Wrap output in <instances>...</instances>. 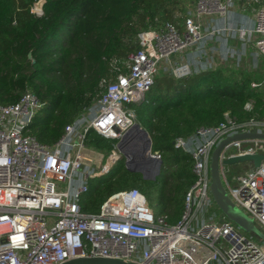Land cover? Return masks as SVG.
Returning a JSON list of instances; mask_svg holds the SVG:
<instances>
[{
  "label": "built area",
  "instance_id": "2783aa9c",
  "mask_svg": "<svg viewBox=\"0 0 264 264\" xmlns=\"http://www.w3.org/2000/svg\"><path fill=\"white\" fill-rule=\"evenodd\" d=\"M236 1L195 0L182 28L166 22L142 31L139 49L127 57V71L115 69V79L107 83L103 95L68 124L53 145L30 134L29 126L42 108L33 92L26 91L17 103L0 105V264H62L75 258L139 264H264V241L257 242L230 221L210 191L215 147L233 134L264 133V119L239 122L225 113L217 126L176 139L175 147L192 156L196 176L176 224L158 215L137 189L110 196L97 214L84 213L80 204L89 180L106 174L125 157L119 142L137 123L133 105L144 99L159 75L179 80L197 73L187 54L208 38L231 30L210 18L226 20ZM255 22L253 29L241 26L238 32L254 35L257 56L264 58V0ZM245 109L250 110L251 104ZM91 130L118 140L105 162L97 149L86 144ZM258 153L264 155V139L230 142L220 155V173L232 202L264 235V160L252 172L243 164L247 169L234 177V184L229 167L222 164L231 157Z\"/></svg>",
  "mask_w": 264,
  "mask_h": 264
},
{
  "label": "trees",
  "instance_id": "16d2710c",
  "mask_svg": "<svg viewBox=\"0 0 264 264\" xmlns=\"http://www.w3.org/2000/svg\"><path fill=\"white\" fill-rule=\"evenodd\" d=\"M38 1L0 0V105L33 92L42 108L30 134L45 145L58 142L65 127L103 95L115 69L127 71V57L139 49L142 31L166 22L182 28L187 11L183 0H46L37 14ZM254 81L259 79L247 71L228 76L218 68L179 80L159 75L133 105L137 123L151 137L152 154L161 159L159 173L144 179L127 168L124 157L89 180L82 211L97 214L110 196L137 189L158 215L176 224L196 176L192 156L174 142L217 126L225 113L239 122L264 119V84L252 86ZM248 103L250 110L245 109ZM117 143L93 130L86 140L107 153Z\"/></svg>",
  "mask_w": 264,
  "mask_h": 264
},
{
  "label": "water",
  "instance_id": "95a60500",
  "mask_svg": "<svg viewBox=\"0 0 264 264\" xmlns=\"http://www.w3.org/2000/svg\"><path fill=\"white\" fill-rule=\"evenodd\" d=\"M46 0H39L34 5V9L37 13L41 14L43 5ZM31 58V54L28 55ZM34 62V61H33ZM246 138L252 139H264V133H237L228 136L221 140L215 147L211 154L210 162V175L211 185L210 191L213 199L221 210V212L232 222H234L240 229L246 233H253L259 239L264 241L263 233L257 228L252 219L245 215L240 209H238L228 196L220 173V155L222 150L230 142L235 140H241ZM133 144L131 149L128 148L129 144ZM131 144V145H132ZM135 147V148H134ZM119 150L125 154L126 165L130 171L140 172L143 174L144 179H153L160 171L161 159L159 156L152 154V140L148 132L143 129L138 123L120 140ZM130 150V152L128 151ZM264 155L258 154H246L231 157L222 161V164L230 167L235 164H246L248 172L257 170L262 161ZM62 264H139L137 262L126 263L122 260L110 259V258H75L68 260Z\"/></svg>",
  "mask_w": 264,
  "mask_h": 264
},
{
  "label": "rangeland",
  "instance_id": "374dc122",
  "mask_svg": "<svg viewBox=\"0 0 264 264\" xmlns=\"http://www.w3.org/2000/svg\"><path fill=\"white\" fill-rule=\"evenodd\" d=\"M194 1L195 0H183L181 4L186 8V10H188L193 7ZM259 1L260 0H246L242 3L239 0L238 3L242 6L245 5V9L252 12L254 11V8L259 7ZM231 36L234 39L237 38L236 36ZM254 48L247 46L245 43L237 44L236 41L232 45H226L224 35H217L215 37L208 38L205 42L199 44L197 48L193 49V56L190 61L189 59L187 61L190 65L191 61L192 64H195L196 72L205 71L209 68H218L228 76L232 74L237 76L239 72L247 71L259 79L258 82L254 81L252 83V86H254L259 83L263 84L262 75L264 73V58L262 56H257ZM201 61H205L206 65L201 66ZM97 152L102 161L105 162L109 153L100 150H97ZM246 169V166L243 164L231 165L228 171L231 183L234 184V177L240 175L242 172L246 171ZM249 235L254 237L257 242H261L255 234L249 233Z\"/></svg>",
  "mask_w": 264,
  "mask_h": 264
},
{
  "label": "crops",
  "instance_id": "0c3cea01",
  "mask_svg": "<svg viewBox=\"0 0 264 264\" xmlns=\"http://www.w3.org/2000/svg\"><path fill=\"white\" fill-rule=\"evenodd\" d=\"M239 0H237L234 4V6L231 8L229 15L227 17L226 20H219L218 17H211L210 21L213 22V24H217L218 26H222L223 23L225 25H227L228 27L231 28L230 31L226 32V34H224V39L226 41V45H232L233 43L237 44H241V43H245L247 44V46H251L252 48H254V38L255 36L253 35L252 37L248 36V35H241V33L238 32V29L242 26V27H247L249 29H253L255 27V13L257 11V9L259 8H254V11H249L246 8V6H242L238 3ZM242 6V7H241ZM260 6V5H259ZM209 20V19H208ZM236 28V29H235ZM237 30L236 31H234ZM236 36L237 38H232V36ZM255 49V48H254ZM193 52H189L186 56L187 60L189 59V61L191 60V57L193 56L192 54ZM191 65L193 66V70L196 72V67L195 64H192L191 61ZM210 69V68H209Z\"/></svg>",
  "mask_w": 264,
  "mask_h": 264
},
{
  "label": "bare ground",
  "instance_id": "6f19581e",
  "mask_svg": "<svg viewBox=\"0 0 264 264\" xmlns=\"http://www.w3.org/2000/svg\"><path fill=\"white\" fill-rule=\"evenodd\" d=\"M131 144H132V142H131ZM131 144H129V146H128V148H132V147H130V146H133V144L131 145ZM135 148V147H134ZM132 150V149H131ZM129 152H130V150H128Z\"/></svg>",
  "mask_w": 264,
  "mask_h": 264
}]
</instances>
